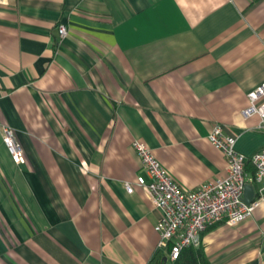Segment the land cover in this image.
<instances>
[{"label":"crops","instance_id":"1","mask_svg":"<svg viewBox=\"0 0 264 264\" xmlns=\"http://www.w3.org/2000/svg\"><path fill=\"white\" fill-rule=\"evenodd\" d=\"M262 82L264 0H0V127L24 153L0 128V264H169L161 211L124 186L149 179L132 142L182 190L220 178L213 124L264 149L243 115ZM200 244L209 264H264V200Z\"/></svg>","mask_w":264,"mask_h":264},{"label":"built area","instance_id":"2","mask_svg":"<svg viewBox=\"0 0 264 264\" xmlns=\"http://www.w3.org/2000/svg\"><path fill=\"white\" fill-rule=\"evenodd\" d=\"M57 32L63 38L67 33L65 25L58 24ZM247 98L249 105L243 115L256 114L258 126L264 131V82L249 91ZM0 128L1 140L13 161L24 163V153L13 128L7 125ZM208 140L225 158V175L188 191L182 190L167 174L145 143L132 142L149 179L139 175L134 183L125 182L124 186L128 193L134 186L142 188L161 211L154 229L159 236L158 247H168L169 260L176 259L184 247L199 245L202 233L216 223L232 226L247 219L264 200V149L247 158L237 150L235 137L225 134L218 124H213ZM247 161L253 165L252 173L246 170ZM246 184L252 185L254 192L250 203L243 200Z\"/></svg>","mask_w":264,"mask_h":264},{"label":"trees","instance_id":"3","mask_svg":"<svg viewBox=\"0 0 264 264\" xmlns=\"http://www.w3.org/2000/svg\"><path fill=\"white\" fill-rule=\"evenodd\" d=\"M250 165L252 168L249 170L246 164V170L252 173L254 168L251 163ZM169 264H209V261L205 255L203 247L199 244L197 246L184 247L176 259L169 260Z\"/></svg>","mask_w":264,"mask_h":264},{"label":"water","instance_id":"4","mask_svg":"<svg viewBox=\"0 0 264 264\" xmlns=\"http://www.w3.org/2000/svg\"><path fill=\"white\" fill-rule=\"evenodd\" d=\"M253 197H254V192H253L252 185L246 184L244 188V195H243L244 202L250 203L253 200ZM163 260L165 261L166 258H163Z\"/></svg>","mask_w":264,"mask_h":264}]
</instances>
